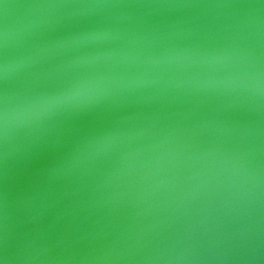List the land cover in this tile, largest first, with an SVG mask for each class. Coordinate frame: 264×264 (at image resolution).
I'll use <instances>...</instances> for the list:
<instances>
[{
	"label": "water",
	"instance_id": "1",
	"mask_svg": "<svg viewBox=\"0 0 264 264\" xmlns=\"http://www.w3.org/2000/svg\"><path fill=\"white\" fill-rule=\"evenodd\" d=\"M0 264H264V0H0Z\"/></svg>",
	"mask_w": 264,
	"mask_h": 264
}]
</instances>
